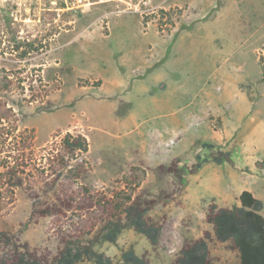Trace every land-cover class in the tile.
I'll return each mask as SVG.
<instances>
[{
  "label": "rangeland",
  "instance_id": "rangeland-1",
  "mask_svg": "<svg viewBox=\"0 0 264 264\" xmlns=\"http://www.w3.org/2000/svg\"><path fill=\"white\" fill-rule=\"evenodd\" d=\"M67 132L83 135L87 151L57 193L39 199L86 197L92 207L38 216L32 188L49 177ZM0 134V230L55 253L59 233L91 222L94 232L125 194L179 185L177 202L149 211L163 222L157 250L131 228L94 245L116 260L132 245L151 264H173L185 240L211 231L212 199L231 207L249 190L264 215V0H0ZM207 144L231 163L210 160L190 173L197 155L209 158ZM16 157L27 174L8 187L2 165ZM175 157L180 183L156 170ZM227 244L209 241L214 264L238 263Z\"/></svg>",
  "mask_w": 264,
  "mask_h": 264
},
{
  "label": "trees",
  "instance_id": "trees-1",
  "mask_svg": "<svg viewBox=\"0 0 264 264\" xmlns=\"http://www.w3.org/2000/svg\"><path fill=\"white\" fill-rule=\"evenodd\" d=\"M4 142L5 139L0 134V152L3 151ZM206 146L212 150L209 158L201 159L197 155V161L189 166L190 173H195L202 167L203 162L210 160L216 164L231 163L229 152L214 151L212 144ZM87 148L88 143L83 135L65 133L61 139L60 151H57L49 164V177L43 179L36 188H32L30 198L34 202V213L38 216L66 217L76 207H92L91 200L84 203L86 197L79 205H76L74 197L60 194H53L51 199H39V193H57L56 186L65 176V171L70 169L72 159L77 160V155L86 152ZM76 165L74 175L78 178L84 167L79 163ZM2 166L5 169L3 175L6 176L4 184L8 187L22 184L23 177L19 174H27L25 168H28L23 159L18 160L16 157L14 163ZM156 170L171 174L179 183L182 180L177 157L168 164L157 165ZM40 172L45 173L44 170ZM83 190L89 193L86 187H83ZM180 192L178 185L168 193L150 194L140 189L133 195L125 194V201H115L107 208L94 232L91 222L85 227H75L72 231L59 233L57 238L61 247L55 253L47 249L37 253L30 248L28 242L21 241L17 233L0 230V264H151L147 250L138 254L134 247L129 245L116 260L97 250L94 245L99 242L116 243L120 233L126 228H131L145 236L151 248L157 250L162 246L163 222L154 221L149 211L159 203L177 202ZM238 200L239 205L225 207L219 206L212 199L205 215L206 221L211 225V231L206 230L196 239L185 240L173 258V264H214L209 249V241L212 239L228 243L227 247L238 254L237 264H264V215L260 213L262 201L249 190H243Z\"/></svg>",
  "mask_w": 264,
  "mask_h": 264
}]
</instances>
